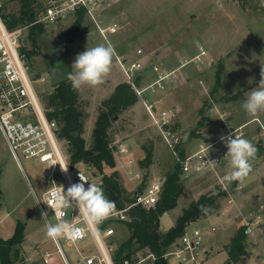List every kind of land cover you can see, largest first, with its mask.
<instances>
[{
	"label": "rangeland",
	"instance_id": "rangeland-1",
	"mask_svg": "<svg viewBox=\"0 0 264 264\" xmlns=\"http://www.w3.org/2000/svg\"><path fill=\"white\" fill-rule=\"evenodd\" d=\"M1 1H5V13L18 15V0ZM72 22L73 14L53 23H44L46 32L40 42V52L30 64L32 75L47 79L46 82L39 79L35 82L41 100L47 101L53 92L54 85L49 81L51 70L73 72L76 55L86 47L111 44L114 48L111 71L103 82L76 89L79 105L87 114L83 137L89 146L99 106L115 86L124 81L138 80L136 82L142 86L148 82L147 69L151 62L147 56L157 55L154 62L162 70L181 66L167 81V92L153 94L160 97L164 92V96L170 97V106L177 109L174 127L180 136L179 143L171 147L165 142L138 99L115 118L109 129L114 169L127 193L133 197L153 181L163 183L177 160V146L184 149L186 156L205 146V139H208L209 143H215V148L227 151L221 136H226L230 130H239L241 136L257 149L249 174L242 181L238 180L235 187L227 183V194L219 199L216 212L190 223L185 231L198 226L205 232V254L201 264H226L225 253L216 251L223 247L227 251L231 238L243 225L247 227L246 254H253L255 258L239 264H260L261 257L264 258V111L250 115L242 104L249 91L264 78L261 76L264 72V0H102L92 15H85L86 32L82 37L66 42L61 33ZM109 23L117 24L115 30L102 35L98 25L107 27ZM24 31L21 42L30 47L31 42ZM201 51L205 56L199 55ZM135 60L141 61L143 71L134 72L129 80L123 67ZM200 121L202 124H198ZM121 145L127 147L126 153L130 157H123ZM149 151L148 162L145 158ZM128 159L133 160L132 164L125 163ZM75 169L88 174L81 166ZM230 171L227 158L213 168L205 166L202 170L183 171L181 191L169 215H175L176 219L201 194L223 191L221 179ZM49 175L50 167L36 158H21L18 164L0 131V237H10L16 223L22 222L24 243L21 254L28 264L33 261L66 264L55 242L46 234L48 222H57L49 209H44L47 219L42 216L32 194L35 189L36 197L42 199V192L52 182ZM55 181L62 184L64 180L60 176L55 177ZM89 183L96 184L91 179ZM107 225L115 228L107 241L116 246L112 240H123L126 232L113 223ZM61 246L70 264H81L79 252L97 253L91 236L76 246H68L61 240ZM45 257L51 261L45 262ZM141 257L145 255L137 259ZM148 262L151 263L152 258Z\"/></svg>",
	"mask_w": 264,
	"mask_h": 264
},
{
	"label": "built area",
	"instance_id": "built-area-1",
	"mask_svg": "<svg viewBox=\"0 0 264 264\" xmlns=\"http://www.w3.org/2000/svg\"><path fill=\"white\" fill-rule=\"evenodd\" d=\"M39 1L41 2V10L36 22L53 23L65 19L69 15H74L80 7L86 8V14L92 15L93 9L102 0ZM116 25V23H109L107 27L98 25L99 32L102 35L106 31L112 32L115 30ZM24 29L25 26L12 30L8 29L0 16V131L7 143L10 154L18 164L21 158H36L50 167L49 177L52 182L42 192V199L38 198L40 201L38 206L42 212H45L44 209H49L57 223L68 221L77 228L76 233L71 238L52 239L66 264L70 263L61 246V240L68 246H76L77 243L88 236L93 239L97 247V253L79 252L81 264H116L113 260L115 245L107 241L114 234L115 228L113 226L107 225L103 230H100L98 226L99 231L96 232L93 227L86 224L82 215H78L75 205L63 209L62 215H54V210L51 208L54 206L56 197L62 187L66 191L72 184L81 182L79 174L86 180L83 181L85 184H88L92 178L82 170H72L70 168L69 156L64 141L57 134L58 125L55 120L47 117L44 103L35 87L37 79L41 82H46L47 79L39 75H32L28 61L20 53L21 34ZM137 52L141 53V50ZM203 53L204 51H201V54ZM123 71L127 78L132 80L133 73L143 71V66L140 61H133L123 67ZM151 71L154 79L146 86H141L139 82H136L138 81L136 79L130 84L135 94L140 98L152 125L159 130L165 142L174 147L180 141V136L174 127L178 115L177 109L173 106H161L162 98L159 95L153 98L144 95L145 91L155 94L165 90L166 80L173 75V71L162 70L155 63L151 65ZM227 135L239 137L242 134L235 129L230 130ZM214 144L208 143L201 149L186 155L183 161V171L202 170L205 166L213 168L222 163L226 158L224 156L227 151L215 148ZM207 145H211V147L208 149ZM124 150V148H121V151ZM59 163L62 167L64 164H68L67 170H62ZM125 163L131 164L132 160L128 159ZM60 176L64 180L62 184L55 181V177L60 178ZM224 176L221 183L225 188L223 191L226 192L228 190L225 185L228 182L224 181ZM233 181L230 184H233ZM162 186L163 183L159 180L149 183L144 191L136 194L133 201L126 204L125 207L119 208L115 204L112 213L106 219H111L114 222L123 220L126 217V211L132 206L144 208L154 206L159 199ZM45 218L47 219V217ZM246 229L247 227H245ZM211 230H215V227H211ZM204 239L205 232L203 229L198 226L189 228L175 241L170 250L167 249L163 257L169 260L171 264H201L202 255L205 254V251H203ZM149 258L153 260L154 256L149 253L137 260L124 259L121 264H150L148 262ZM44 261L48 262V259L44 258Z\"/></svg>",
	"mask_w": 264,
	"mask_h": 264
},
{
	"label": "trees",
	"instance_id": "trees-1",
	"mask_svg": "<svg viewBox=\"0 0 264 264\" xmlns=\"http://www.w3.org/2000/svg\"><path fill=\"white\" fill-rule=\"evenodd\" d=\"M18 1L20 4L18 15L5 13L3 7L5 1L3 3L1 1L0 16L10 30L25 26L24 32L31 45L27 47L25 43H22L20 53L30 65L33 57L40 52V42L43 41L46 32L44 23L36 22L41 10V2L39 0ZM85 15L84 7H80L74 13L73 22L61 33L66 42L80 38L86 32ZM37 75L34 74V76ZM137 100L138 97L130 83L125 81L118 83L111 95L99 106L91 130L89 146L83 137L87 114L79 105L78 93L69 79L54 85L49 99L43 101L47 117L55 120L58 125L57 134L64 141L70 168L74 170L76 166L83 167L89 176L95 177V183L102 188L104 195L114 201L119 208L131 203L135 196L131 197L127 193L119 180V173L114 169L115 159L109 129L115 118ZM198 124H202V121ZM195 130L196 128L191 133L193 134ZM176 149L177 160L166 173L159 199L154 206L148 208L132 206L126 211L125 219L116 222L104 219L98 225L99 229L103 230L107 224L113 223L115 227H123L126 232L123 240H112L116 244L113 253L116 264H121L124 259H137L138 256L149 253L154 256L150 264H170L163 257L167 249L185 232L190 223L215 213L219 206V199L226 196L227 192L220 190L216 193L201 194L182 210L173 226L167 230H160V217L176 206L181 191L180 176L183 172L185 154L184 149H178V146ZM150 157L151 151L147 153L145 159L149 162ZM107 169H110V172ZM237 181L234 180L233 185L237 184ZM23 228V223L17 222L10 237L5 239L0 237V264H28L21 254L24 243ZM245 236V226L241 225L227 247L226 264L238 263L243 258L246 252ZM32 264H40V262L33 261Z\"/></svg>",
	"mask_w": 264,
	"mask_h": 264
},
{
	"label": "clouds",
	"instance_id": "clouds-1",
	"mask_svg": "<svg viewBox=\"0 0 264 264\" xmlns=\"http://www.w3.org/2000/svg\"><path fill=\"white\" fill-rule=\"evenodd\" d=\"M114 55V48L111 44H99L94 47H86L82 53H78L72 64L74 71L67 73V79L75 89L82 86H96L103 82L105 76L111 71V64ZM264 77V72H261ZM250 82V81H249ZM242 108L250 115H255L264 111V78L258 85L251 89L245 98ZM221 141L226 145L227 152L224 157L227 158L230 173L224 176V181L230 183L233 180L242 181L251 170V160L255 156L257 149L255 145L243 136L237 137L232 135L221 136ZM211 145H207L209 149ZM60 164V163H59ZM67 165L60 167L67 170ZM81 182L72 184L65 191L63 187L57 195L55 204L51 207L55 214H63L62 210L75 205L78 215H82L86 224L93 227L96 232L99 231L98 225L103 222L112 213L115 203L109 200L103 193L101 187L96 184L88 183L79 174ZM227 186V183L226 185ZM33 197L39 199L35 195V189L32 190ZM47 212H43L42 216L47 217ZM77 231V228L68 221H61L55 224L49 223L46 234L53 240L65 237L71 238Z\"/></svg>",
	"mask_w": 264,
	"mask_h": 264
},
{
	"label": "crops",
	"instance_id": "crops-1",
	"mask_svg": "<svg viewBox=\"0 0 264 264\" xmlns=\"http://www.w3.org/2000/svg\"><path fill=\"white\" fill-rule=\"evenodd\" d=\"M99 5H101V2L98 4V6ZM97 6V7H98ZM97 7H95V8H97ZM87 15V14H86ZM199 55H204L205 56V53H203V54H199ZM157 56V55H156ZM156 56H147L146 57V59L147 58H149V61L151 62V64H150V67H149V69H147V72H148V74H149V80H148V82L146 81L145 82V84L143 85V86H146L148 83H150V82H152L153 81V79H154V75H153V73H152V71H151V65L152 64H156V62H154L155 60H157V57ZM140 59V58H139ZM145 59V60H146ZM135 61H138V60H135ZM141 62V61H140ZM162 63V62H161ZM144 64H146V63H144ZM149 65V64H148ZM161 67H164L163 65H161ZM181 67V66H180ZM180 67H178V68H170V69H168V68H166V67H164V70H165V68L167 69L166 71H173V74H174V72L176 71V70H179V68ZM172 78V77H171ZM169 79H167L166 80V83H167V81H168ZM165 83V84H166ZM139 84H141V83H139ZM142 86V85H141ZM166 90V91H165ZM165 93L167 92V88H166V85H165ZM164 92L163 93H161L160 94V96H161V98H162V105L161 106H170V103H169V99L168 98H170L169 96H167V95H165L164 96V94H165ZM144 95L145 96H148L149 98H153L154 97V95L152 94V95H150V93L148 92V91H145L144 92ZM138 97V96H137ZM138 99H139V101H140V103H141V100H140V98L138 97ZM138 101V100H137ZM142 104V103H141ZM143 106V105H142ZM205 142H207V144L209 143V141H208V139H205ZM121 148H124L125 150L124 151H120V153H124V155H123V157L124 156H126V158H128V157H130L129 156V154H127L126 152H127V147L126 146H124V145H121ZM196 151V150H195ZM177 155V154H176ZM132 162H133V160H132ZM132 164V163H131ZM92 179V181H95V177H91ZM174 209V208H173ZM172 210V209H171ZM171 210H168V211H166V212H164L163 214H162V216L160 217V222H161V225H162V230H167V229H169L171 226H173V224H174V221H175V215H169V212H171ZM169 215V216H168ZM220 240H221V237H220ZM223 249V250H222ZM226 248H221V250H219V251H216V252H224L225 253V255H226V259H227V257H228V255H227V251L225 250ZM209 254V253H208ZM255 256V255H254ZM253 256V254L252 255H250V256H247V254H246V252H245V255H244V257L238 262V263H234V264H239V263H242V262H244V261H246V260H248V259H250V258H255ZM258 256H256V258H257ZM45 258H47V257H45ZM48 259V262L49 261H51V258H47ZM50 259V260H49ZM225 259V260H226ZM264 264V258L263 257H261V259H260V264Z\"/></svg>",
	"mask_w": 264,
	"mask_h": 264
},
{
	"label": "water",
	"instance_id": "water-1",
	"mask_svg": "<svg viewBox=\"0 0 264 264\" xmlns=\"http://www.w3.org/2000/svg\"><path fill=\"white\" fill-rule=\"evenodd\" d=\"M67 79L66 73H61L59 70H51L49 75V81L51 85H56L61 81Z\"/></svg>",
	"mask_w": 264,
	"mask_h": 264
}]
</instances>
